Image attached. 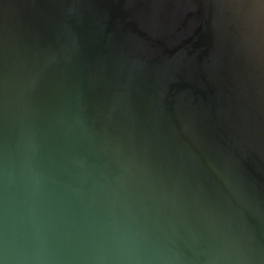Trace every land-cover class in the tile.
<instances>
[{
    "label": "water",
    "instance_id": "1",
    "mask_svg": "<svg viewBox=\"0 0 264 264\" xmlns=\"http://www.w3.org/2000/svg\"><path fill=\"white\" fill-rule=\"evenodd\" d=\"M0 264H264V0H0Z\"/></svg>",
    "mask_w": 264,
    "mask_h": 264
}]
</instances>
